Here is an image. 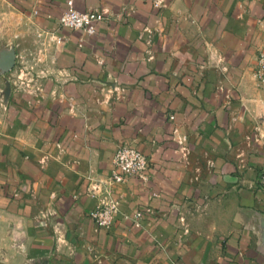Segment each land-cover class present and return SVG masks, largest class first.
I'll list each match as a JSON object with an SVG mask.
<instances>
[{
    "label": "crops",
    "instance_id": "crops-1",
    "mask_svg": "<svg viewBox=\"0 0 264 264\" xmlns=\"http://www.w3.org/2000/svg\"><path fill=\"white\" fill-rule=\"evenodd\" d=\"M17 1L56 51L0 120V264H264V0H74L112 12L93 35ZM123 143L145 178L111 180Z\"/></svg>",
    "mask_w": 264,
    "mask_h": 264
},
{
    "label": "rangeland",
    "instance_id": "rangeland-1",
    "mask_svg": "<svg viewBox=\"0 0 264 264\" xmlns=\"http://www.w3.org/2000/svg\"><path fill=\"white\" fill-rule=\"evenodd\" d=\"M15 2L18 1L0 0V61L5 53L10 52L15 54L16 60L9 71L0 64V120L6 113L8 89L9 96L27 91L39 93L43 84L51 81V66L56 51V44L50 35L38 29L35 20L22 10L25 7ZM263 48L264 39L256 46L252 56L258 57Z\"/></svg>",
    "mask_w": 264,
    "mask_h": 264
},
{
    "label": "built area",
    "instance_id": "built-area-1",
    "mask_svg": "<svg viewBox=\"0 0 264 264\" xmlns=\"http://www.w3.org/2000/svg\"><path fill=\"white\" fill-rule=\"evenodd\" d=\"M112 16L113 14L108 8H95L86 11L77 10L74 6V0H68L67 8L59 18V26L93 35L97 32L99 23L110 19ZM254 73L257 81L264 85V48L261 49L256 59ZM149 169V157L138 148L124 144L115 151L113 170L110 177L112 181L121 183L133 176L145 178ZM259 183L264 190V160ZM118 211V201L105 196L99 205L91 211V216L98 228L108 230L113 226L115 215ZM141 216L142 212L136 214L135 221L137 223H139Z\"/></svg>",
    "mask_w": 264,
    "mask_h": 264
},
{
    "label": "water",
    "instance_id": "water-1",
    "mask_svg": "<svg viewBox=\"0 0 264 264\" xmlns=\"http://www.w3.org/2000/svg\"><path fill=\"white\" fill-rule=\"evenodd\" d=\"M15 62H16L15 54L13 52H10V53H5L3 55V58L0 61V64L4 67V69L6 71H9V70H11L14 67ZM9 92H10V89H8V91H7V93H8L7 94V99L9 97Z\"/></svg>",
    "mask_w": 264,
    "mask_h": 264
}]
</instances>
